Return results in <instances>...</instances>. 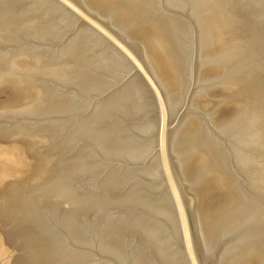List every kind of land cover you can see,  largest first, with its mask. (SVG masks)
<instances>
[{"label":"water","instance_id":"95a60500","mask_svg":"<svg viewBox=\"0 0 264 264\" xmlns=\"http://www.w3.org/2000/svg\"><path fill=\"white\" fill-rule=\"evenodd\" d=\"M0 264H264V0H0Z\"/></svg>","mask_w":264,"mask_h":264}]
</instances>
